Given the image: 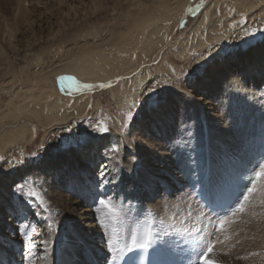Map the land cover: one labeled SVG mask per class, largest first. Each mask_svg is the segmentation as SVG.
<instances>
[{
  "label": "rangeland",
  "instance_id": "obj_1",
  "mask_svg": "<svg viewBox=\"0 0 264 264\" xmlns=\"http://www.w3.org/2000/svg\"><path fill=\"white\" fill-rule=\"evenodd\" d=\"M133 1L0 0V136L6 135L5 139L11 147L14 144L12 142L13 131L18 127L31 125L37 130L36 136L30 143H17L15 146L17 150L12 152L14 158L10 155L7 159L10 163L8 167L10 170L2 171L3 174L0 176V186L6 181L9 182L10 187L12 186L8 195L11 199L14 198L12 203L15 204V210H13L15 213L11 214L12 221H8L9 214L6 218L4 216L3 222L7 229H0V238L3 237V241L8 243L9 255L14 253L13 256L17 257L18 264H54L59 256L64 255L63 258H66L70 253L74 255L70 264H77V261L83 264L86 261L96 260L103 263L101 252L95 259L92 253H88L90 251L84 247L82 240H75L74 237L76 235L79 236L78 238H85L86 243L95 242L96 245H93V248H96V252L101 251L99 250L101 249V228L98 227L96 215H99L107 226V234H112L113 230H116L112 239L117 247L122 248L130 243V234L133 230L151 225L157 235L171 240L175 259L182 262L195 259L192 255L193 250L199 251L209 242L213 244V251L207 258L216 261L217 264H234L238 260L225 254L224 246L221 244L223 242L220 240L222 230L218 227V221L224 216H227L230 221L224 227H230L229 237H235L236 244L242 241L254 244L264 242V180L258 182L255 192L248 193V189L252 187V182L256 179V172L260 171L261 164H264V156L260 155V152L264 150L262 149L264 145V36L251 41L256 46L249 47L241 31L244 27H241L242 29L239 27V29L235 25L234 27H237L235 31L234 27L230 31L226 30L225 36L212 40L213 42L209 45L191 48L182 52L184 56L177 55L172 51L173 46L181 40L186 42L187 33L194 28V23L214 0H173L170 6L172 18L170 21L163 20L167 28L161 27L153 35L155 45L163 41L169 43L161 53L154 55L153 61L140 66L135 71L133 70L135 67H132L125 73L106 79L79 76L68 65L69 60L74 56L76 47L95 40L99 41V39H108L111 43H115L117 38L113 33L115 29H119V25L127 28L125 20L129 18V14L125 15L124 11L127 4ZM141 1L152 7L160 2V0ZM222 1L220 0L219 6L214 7L215 11L223 10ZM189 8H195L196 11L189 12ZM113 9L116 10L113 12ZM235 11H229L231 15L225 11L223 15L225 13L224 17L227 16V21L231 19L230 22L234 20L237 24L238 11L237 9ZM259 11L256 10L253 13ZM181 21L185 22L183 27L180 26ZM261 21L255 19L251 29L258 27L264 29L263 21ZM249 22L248 20L247 23ZM95 28L98 32L87 37ZM230 36L235 38L233 48L227 46L232 44ZM259 40L260 43H257ZM128 46L131 50L127 52V58L135 56L139 59L142 55L141 47L144 46L139 39L134 40ZM209 46H213V55L219 53V56L206 66L202 73L196 74L190 84L175 85V90H173L172 86L178 77H182L185 72H190L197 64L204 63L199 54L205 53V49ZM113 49H115L114 46ZM124 53L115 50L107 56L112 57L116 54L122 56ZM248 56L249 59L252 57V62L247 64V76H243L244 74L240 73L242 71L239 70L241 66L238 62L240 58ZM235 65L238 66L236 69ZM145 67L148 68L145 70L148 76L138 90V79L146 73L141 72V69ZM227 71L235 73V80L230 77L222 78L223 73ZM62 77L73 79L64 80L62 86ZM40 78H43V81H40ZM130 81L133 84L129 89H134V92L138 90L136 96L130 102L120 104L114 95L113 88L120 82ZM149 81L152 82L149 87L156 88L159 94L160 105L172 100L167 114L171 111V115L175 118L172 120L175 130L174 133L168 132L166 136H162V132L154 137L147 135L148 139L150 137L151 144H141L138 137L142 131H138L135 124L149 115L155 120L159 117V115L155 117V113L158 112L160 105H153L151 108L134 109L132 107L134 103L142 104L145 97L149 95L144 87ZM209 82L215 85L209 89V93H206L203 86ZM102 83L110 86L105 88L77 86ZM157 83L159 87H156ZM177 90L188 92L191 96L190 102L185 104L176 95ZM85 93L91 95L89 113L85 117L88 118L90 124L81 118H72L65 123L54 124L55 127L43 129L36 120L34 110L40 109V105L47 104L49 97L52 99L61 94V96L78 97ZM53 94L55 96L52 97ZM208 104L214 107L213 111L208 110L210 107ZM23 106L31 111H23L19 108ZM128 111L139 113L133 118L132 123L127 121ZM91 116L94 118H90ZM164 117L160 119L164 120ZM223 117H226V120ZM93 119L94 124L91 122ZM71 122L75 127L70 134L67 129L72 127L69 125ZM125 124L128 126L124 127ZM90 125L106 126L108 131L93 132ZM85 132L89 136L87 144L95 140L103 142L105 138L108 140V146L104 152L113 160L111 168L113 176L107 177L111 181L109 184L98 185L95 175L100 174V167L88 171L92 176L86 178L81 173L82 169L77 167V162H74L78 161L82 165L92 167V162L86 154L88 150L92 152L93 149H86L84 151L86 154L83 153L75 158L76 153H79L86 145L65 146V137ZM51 133L54 134L51 135ZM224 137L226 139H223ZM155 144L162 149L156 151ZM114 148L115 152L112 151ZM1 149L0 147V151ZM73 151L75 153L72 156ZM71 156L73 159L69 163L72 165L70 169L65 166V160H69ZM226 156L231 158L235 165L233 181L230 186L220 191L215 199L224 203L228 212L224 215H215L208 212L209 210L204 206L202 197L197 194L198 186L195 190L191 187L188 172L191 171V175L196 177L203 171L216 168ZM169 157L174 160L172 164H168L173 169L167 166ZM11 162L15 163L11 166ZM50 165L63 169L64 174L54 176ZM98 165L100 166V163ZM43 166H49L50 169L40 171ZM170 174H173L174 178H171ZM10 178H13L12 183ZM26 181L29 183L25 191L36 192V197L29 199L13 191L17 185L24 184ZM182 181H187V183L180 185L179 190H175L177 185H174ZM106 187H108V192L100 195L102 189ZM54 190L62 192L71 199L82 200L83 207L91 210L96 208L93 202L94 197L97 201L106 199L110 206L114 205L118 208V215L111 216L108 208H102L98 213L92 211L93 221L97 224H95V231L100 237L96 234V237L88 240L87 231L89 229L86 226L85 228L77 227V221H69L65 212V199L58 201L53 193ZM245 195H249V200L245 203L244 211L233 216L232 211L243 201ZM16 203H20L21 208L16 207ZM254 208L259 209V214H261H257V210L255 213L262 222L252 229L253 222L250 220L254 214ZM21 210L22 213H20ZM26 212L31 216H26ZM49 223L54 225V230L47 227ZM23 225H28V227H22ZM73 227L76 229L75 234L71 231ZM18 232L24 234L23 238L16 246H10L12 241L17 242ZM164 232L168 235L164 236ZM84 233L85 235H82ZM241 235L245 236L236 238ZM26 236L30 239H26ZM69 240L71 246H66ZM3 241H0V254L7 252L3 250L6 245ZM40 241H48L49 244L44 254L39 250L40 248H36ZM29 244L34 246L31 252L28 251ZM97 244H99L98 248ZM238 251L241 252V249ZM84 252L88 254L87 257ZM120 254L112 253L113 256ZM235 254H238L237 251ZM258 254L261 258L253 264H264V253ZM22 257H27V259H22ZM14 260L12 259L10 263L13 264ZM237 264L246 263L237 262Z\"/></svg>",
  "mask_w": 264,
  "mask_h": 264
},
{
  "label": "bare ground",
  "instance_id": "obj_2",
  "mask_svg": "<svg viewBox=\"0 0 264 264\" xmlns=\"http://www.w3.org/2000/svg\"><path fill=\"white\" fill-rule=\"evenodd\" d=\"M172 1L173 0H160V2H158V4L154 7H152L151 5H150L151 7L148 6L147 4L144 3V1H141V0H134L131 3L129 2L127 4V7L125 8V11H124L125 15L129 14V18H127L125 20V26L127 25V28L126 27L122 28V26L119 25L118 26L119 29H115V31L113 33L114 36L116 35L117 41L115 43H111V41L108 39H99V41L95 40L94 42L79 45L78 47H76L75 53H73L74 54L73 58L71 60H69L70 61L69 63L67 61L68 65L79 76L90 78V79H106V78L111 77V76H116L117 74L125 73L126 71H128L132 67H135V69H133L135 71L140 66H142V65H144L150 61H153L154 55L156 53H157V55L159 53H161V51L164 50L165 47L169 43V42L167 43L166 41H163L162 43L160 42V44L158 43L155 45L156 41H154L153 35L157 31H159L161 27L167 28V26H164L163 20L168 19L170 21V19L172 18L171 16L173 14L170 13V6L172 5ZM219 2H220V0H214L205 8V10L202 12L201 16L199 17V19L194 23V28L187 33L186 42L181 40V41H179V43H176L173 46L172 51L174 53H176L177 55L181 54V56H184V54H182V52H186V51L190 50L191 48L209 45L210 42H213L212 40L225 36L226 30L230 31L231 28L234 27L235 25H237L238 28L244 27V29L241 28L242 29L241 31L244 34V38H246L245 41H253L255 39H261L262 38L261 31H259L262 29L261 27H260L261 29L259 27L256 28V29H258V31H256L254 34H251L249 30L254 26L252 23L254 22L255 19H257V21L262 20L263 26H264V0H223L221 3L223 10L217 9L215 11L214 7L216 5L219 6ZM236 9L238 11V15H237L238 16V19H237L238 23L236 22L237 24H235L234 20L230 22L231 19H229L228 20L229 24H227V22H228L227 16L225 18L224 17L225 13L223 15V12L228 11L227 13L229 15H231V13H229V11H232V10L235 11ZM115 10L116 9H113V12ZM256 10H260V11L257 13H253ZM174 15L176 16V14H174ZM178 15L180 16V14H178ZM248 20L250 21L249 24L247 23ZM217 22H219V23H217ZM210 26L212 27L211 29H210ZM236 29H237V27H234V31ZM96 32H98V30L95 28L94 30L90 31L91 35H89L87 37L93 36L92 34H94ZM245 33H249V35H246ZM253 36H254V39H253ZM136 39H139L141 44L144 45L143 47H141V54L142 55L139 59H137L135 56L127 58V56H126L128 54L127 52L129 50H131V48L128 45L131 44L132 42H134V40H136ZM230 40H231L232 44L227 45V46L228 47L231 46V48H233V45H234L233 40H235L234 36H230ZM113 46L115 49H113ZM260 48H262V47H260ZM115 50H120L121 52L123 51L125 53L122 56H119L117 54H116V56L114 55L112 57L107 56V55H111V53L115 52ZM261 55L262 54H260V56ZM252 56H254V55H252ZM256 56H258V55H256ZM251 58L252 57H250V59H249V56H248L247 58H240L239 62L237 61L241 66L239 70L242 71L240 73H243L244 74L243 76H247L246 71H247L248 65L250 64L249 62L251 61ZM253 60H256V58H253ZM244 61H246V62H244ZM243 65L245 66L244 68H243ZM236 66L237 65H235V69L238 67V66L237 67ZM145 70H148V68L145 67L144 69H141V72L144 71L146 73H145V75L141 76L138 79V81H139V83L137 85L139 87V88H137L138 90L142 86L143 80L148 76V72ZM260 70H262V69H260ZM227 77H230L233 80H235L234 79L235 73L233 74V73H230L229 71L224 72L222 75V78L225 79ZM39 80L43 81V78H40ZM132 84H133L132 81L120 82L118 85H116L113 88L114 95L120 104L125 103L126 101L130 102L136 96V93L138 90L136 92H134L133 91L134 89H132V90L129 89ZM213 85H215V83H213V82L206 83V86H203V90L206 93H209V89L212 88ZM61 95H56V97H54L52 99L49 97L47 104L40 105V109L34 110L36 120H38V122L41 124L43 129L44 128L49 129L50 127L54 126V124L65 123L66 121H68L72 118L73 119L81 118L83 120H86L87 124H90V121L88 120V118L86 119L85 117H86V114L89 113L88 107L90 106L91 95L88 93L82 94L78 97L77 96L74 97L73 95L72 96L71 95L61 96ZM53 96H55V95L53 94L52 97ZM213 99H216V98H213ZM213 102L215 104V101H213ZM171 103H172V100L167 101L166 103L160 105L158 112L155 113V117L159 115L158 120L151 118L149 115L147 118L142 119L141 121H138L135 124V128L138 131H142L141 133H139V137H138L141 144L142 143L143 144H151L149 141L150 137L148 139L147 135L154 137V135H157L161 132H162L161 133L162 136L163 135L166 136V134L168 132L174 133L175 127H173V123H172V120L174 117H173V115H171L172 114L171 111H168L169 114H167L168 106H170ZM208 105H210L208 110L213 111L214 107L211 104H208ZM19 108H21L23 111L30 110V109H27L26 106L19 107ZM94 108H95V110H97L96 106ZM95 110H94V112H95ZM230 110H231V108H230ZM155 111H157V110H155ZM94 112H92V115H94ZM221 113H223V112L221 111ZM162 116H165L164 120L160 119ZM226 116H228V115H226ZM90 118H94V116H91ZM223 118L225 119L226 117H223ZM216 121H215V123H216ZM91 122H92V124H94L95 120L93 119ZM151 124H153V125H151ZM69 125L72 126L70 129L73 130L75 126L72 124V122ZM52 131H53V129H52ZM224 131H222L223 134L225 132H228L227 130L225 132ZM36 134H37V130H35L34 126L23 125V126L18 127L16 130L13 131L12 142H14V144L11 147L9 146L8 141L5 139L6 135L0 136V147L2 148L0 151V162H3L2 164H0V176L3 174L2 171L4 172L6 170H10V168H8L10 163L7 162V159H8V156H10V155L14 158L12 152L17 150V149H15V146H17V143L28 144L34 139ZM52 134H54V133H51V135ZM230 134L232 135L233 133L231 132ZM230 134H228V135H230ZM223 139H226V138L224 137ZM155 142H157V141H155ZM173 142H175V141L173 140ZM3 143L5 144V146H3L4 145ZM89 144H90V146H89ZM89 144H85L86 146L83 147L84 149H82L79 153H76L77 155H75V158H78L83 153H85L84 151H86V149H89V148L93 149L92 152L88 150V154L85 153L86 157H88V159L92 162V165H91L92 167H87L86 165H82L81 162L74 161V162H77L76 163V164H78L77 167L82 169V172H81L82 175H84V176H86V178H88V176H92V174H89V172H88V171L92 170V168L100 167L99 169L101 170L102 167L107 166L106 167L107 177L109 178L110 175L112 177L113 171L111 168L113 165L112 164L113 160H111L107 156V153L104 152L105 151L104 149L108 146V140L106 138L103 142L95 140V141H91ZM158 146H159V144H158ZM163 146H165V145H163ZM155 147L157 148L156 151H160V149H162L160 147H157L156 144H155ZM74 153L75 152L73 151V153L71 155L73 156ZM72 156L69 158V160H65V164H66L65 166L67 168H70V166H72L69 164L70 160L73 159ZM162 157H164V156H162ZM167 159H168L167 160V166H168V164H172L174 162V160L171 157H169ZM97 161H99V162L97 163ZM71 163H73V162H71ZM99 163H100V166L98 165ZM13 164L14 163L11 162V166ZM50 166H51V169L53 168L52 172H54V176L58 177L61 174H64L63 169H59L55 165H50ZM53 166H55V167H53ZM48 167L49 166H43L40 169V171L41 170H44V171L49 170L50 168H48ZM168 167H170V169H173L172 166H168ZM170 172H172V171H170ZM172 175L173 174H170V176H172ZM95 176H96L95 179L97 181H99L100 175L96 174ZM114 177H116V176H114ZM171 178H174V176H172ZM10 181L12 183L13 178H10ZM3 183H5V184L0 186V208H1V211H0V229L1 230L7 229V226L3 222V220H5L7 214H9V217L7 216L9 219L8 218L7 219L9 222H11L12 221V215L15 213V211H13V210H15V207H14L15 204L12 203L13 202L12 200H14V198L11 199L10 196L8 195V193L11 192L10 188H12V186L10 187L9 182H7V181L3 182ZM155 183H157V182H155ZM185 183H187V181L186 182H183V181L179 182V184L176 183L174 185V186L177 185L175 190H179V186L182 184H185ZM106 191L108 192V187H106V189H102L103 194ZM171 191H172V188H171ZM152 192H154V190ZM53 193H54L56 199H58V201L65 199V202H64V204H66L65 205V209H66L65 212L68 215L66 217L69 219V221L70 222L77 221L78 222V223H76L77 227L79 226V227L85 228L84 226H86V228L89 229L87 231V233H88L87 236L89 237L88 240H91L92 238L96 237L97 235H98V237H100V235L97 234L95 231L96 225L98 223L96 224L93 221V217H94L92 214L93 210L88 209V208L87 209L84 208L83 207L84 202L80 199H71L69 197H66V195H64L62 192H60L58 190H54ZM153 196H155V195H153ZM153 196H150V197L152 198ZM22 201H24V200H22ZM185 201H187V200H185ZM24 202H26V201H24ZM196 205H198V204H196ZM16 207L21 208L20 203H18V204L16 203ZM255 210H257V214H259V209L254 208V214L250 220L251 222H253L252 229H254L257 225H259L262 222L258 218L257 214L255 213ZM22 212L23 211L21 210L20 213H22ZM28 212H26V216L30 217L31 214H28ZM208 212L213 213L211 211H208ZM10 215H11V217H10ZM4 216H5V218H4ZM199 220H201V219H199ZM10 226H12V224ZM229 228L230 227H228V228L224 227V229L221 231L220 240L223 241V242H221V244L224 246L223 250H224L225 254H227L229 257L232 256V257H235V259L236 258L238 259L234 264H237V262L246 263V264H253L255 261L259 260L261 257L258 253H262V252L264 253V242L263 243L258 242V244H254L253 242L247 243V241H246L244 243V241H242V242H240V244H236L234 242L235 237H233V236L229 237V234H230L228 231ZM18 234L19 235L17 236V242L15 243L14 241L11 240L12 242H11L10 246H13V245L16 246L17 243L23 238V236H24L23 233L18 232ZM82 235H85V233ZM245 235L237 236L236 238H241L242 236H245ZM74 237H75V240H77V239L82 240V242H83L82 244L84 245V247L88 248L90 251L88 253H92V255H94L95 259L97 258V255L100 252H101L102 256L104 255V253L102 251H99L101 249L98 250L99 252H96V248L95 249L93 248V245H96L95 242L91 241L90 243H86L85 242L86 240H84L85 238L81 239V238H78L79 236L77 237L76 235ZM207 237H208V235H207ZM207 237H206V239H207ZM242 240H245V239H242ZM0 241H3V237L0 238ZM97 241H100V240L97 239ZM42 242L43 241H40L39 244L36 246V248H40L39 250L42 252V254H44L47 251L49 244H48L47 249H45ZM4 244H6V245L4 246L5 249H3V250L7 251L5 253L7 255V257L2 252L0 254V256H2V258L4 260V263L8 264V263L12 262V259L13 260L15 259L13 261V264H18V262H17L18 260H16L17 257L13 256L14 253H11L9 255L8 243L4 242ZM20 244L21 243H19V245ZM217 245H218V243H217ZM98 247H99V244H97V248ZM240 249H241V252L238 251ZM236 251L238 254H235ZM84 253L87 257L88 254H86V252H84ZM125 253H126V251L121 253L120 255L123 256ZM59 255H61V253H59ZM77 255H79V254H77ZM63 256L64 255L59 256L57 262H55L54 264H70L72 262V260L74 259V255L72 253L67 254L66 258H63ZM102 256H101V259H102ZM86 260H88V259L86 258ZM102 261H103V259H102ZM120 262H121V259L118 261V264H120ZM190 263H191V260L188 259L183 264H190ZM40 264H44V263H40ZM77 264H80L79 261H77ZM83 264H89V262L86 261V262H83ZM100 264H103V263L100 262Z\"/></svg>",
  "mask_w": 264,
  "mask_h": 264
},
{
  "label": "snow or ice",
  "instance_id": "obj_3",
  "mask_svg": "<svg viewBox=\"0 0 264 264\" xmlns=\"http://www.w3.org/2000/svg\"><path fill=\"white\" fill-rule=\"evenodd\" d=\"M189 12H195V8H189ZM184 21H181V27L184 26ZM258 31L257 29H251V33H255ZM261 31L262 36H264V29L259 30ZM246 35H249V33H245ZM254 39V36H253ZM248 43L249 47H255L256 45L252 44L251 41H246ZM257 43H260L258 41ZM213 46H209L205 49V53H200V57L203 59V64H197L195 68H193L190 72L183 73L182 77H178L175 81V84L172 86L173 90H175V85H182V84H190L193 77L196 74L202 73L206 66L211 64L217 56H219V53H215L213 55L212 51ZM66 79H73L68 77H62L61 78V85L63 86L64 80ZM152 82L149 81L148 84H145L144 87L147 89L149 95H147L143 101L142 104L134 103L132 107L134 109L137 108H143L148 107L151 108L153 105L159 106L161 103L159 94L156 92V88L149 87V84ZM80 88H93V87H100L105 88L109 87V84H99V85H92V84H82L77 85ZM159 87V83H157V86ZM176 95L179 96L185 104L190 102L191 96L188 92H182V91H176ZM139 113L137 111H128L126 113V118L129 123L133 122V118L137 117ZM128 125L125 124L124 127H127ZM93 132H99V133H105L108 131V128L106 126H93L90 125ZM67 131L71 134L72 130L67 129ZM89 136L88 133L85 132L83 134H75L70 135L69 137L64 138L65 146L71 145L75 147H80L82 145H85L88 143ZM262 149H264V145H262ZM112 151H116V149H112ZM261 156H264V150L260 152ZM22 162V161H21ZM15 163V162H13ZM106 167L104 166L100 170V180L98 181L99 186H104L108 183H111L110 180L107 179V171ZM234 167L231 158L225 157L223 161L214 169H209L206 171L201 172L198 176L193 177L191 175V171L188 172V177L191 183V187L193 190L197 189L198 186V195H200L202 198L206 199L209 204L215 203V198L217 194L225 189L226 187L230 186L233 181L234 176ZM261 180H264V164H261L260 171L256 172V179L252 182V187L248 189V193L251 194L257 190V184ZM29 183L26 181L24 184L17 185L13 191L17 194H21L23 196H27L29 199L36 197V192H26L25 187ZM100 195H104L101 193ZM41 199H43L41 197ZM249 200V195H245L244 199L240 204L235 208V210L232 211V215L235 216L239 212L244 211L245 203ZM94 204H96V208H94V213H98L102 210V208H108V213L116 217L118 215V208L116 206H110L109 201L106 199H99L98 201L96 198H93ZM96 219L98 221V227L101 228V241H100V247L101 251L104 253L103 255V264H117V261L120 259L124 260V264H135V261L131 258H125L122 255L113 256L112 253H123V252H129L132 253L134 248L144 249L147 250L149 248L152 249V252L150 254V259L148 260V264H183L182 261H178L175 259L173 249L171 246V240L170 239H164L161 236L157 235L156 231L153 229L151 225H148L144 227L143 229L139 230H133L130 234V243L125 244L122 248L117 247L113 243L112 235L116 234V230H113L112 234H107V226L104 224L103 220H101L99 215H96ZM230 223L229 218L227 216L219 218L218 221V227L220 230L224 229V226ZM22 227H28V225H23ZM47 227L50 230H54V225L52 223H49ZM72 233H76V229L72 228ZM164 236H167L168 234L166 232L163 233ZM227 238V237H226ZM26 239H30V237L26 236ZM158 241V242H157ZM45 249L48 247V241L42 242ZM155 244V247L153 245ZM66 246H71V241L66 242ZM33 245H28V251L31 252L33 249ZM213 251V244L211 242L205 244L204 247L200 248L199 251L193 250L192 255L195 256V259L191 261V264H217L216 261L207 258L210 256L211 252ZM133 255H136L133 253ZM22 259H27V257H22ZM0 264H4V260L2 256H0ZM89 264H100L99 260L96 261H89Z\"/></svg>",
  "mask_w": 264,
  "mask_h": 264
}]
</instances>
